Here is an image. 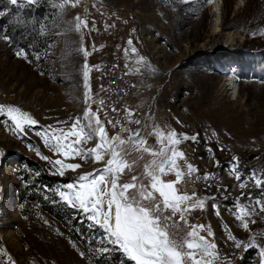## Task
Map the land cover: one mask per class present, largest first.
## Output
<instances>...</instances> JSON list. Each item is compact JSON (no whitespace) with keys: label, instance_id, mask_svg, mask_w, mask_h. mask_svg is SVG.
I'll list each match as a JSON object with an SVG mask.
<instances>
[{"label":"rangeland","instance_id":"obj_1","mask_svg":"<svg viewBox=\"0 0 264 264\" xmlns=\"http://www.w3.org/2000/svg\"><path fill=\"white\" fill-rule=\"evenodd\" d=\"M0 1L8 4L0 6L5 13L0 16V146L7 150L0 157V264H125V259L134 264L118 250L104 253L112 246L102 239L103 229L90 228L82 212L57 196L80 175L104 168L110 155L102 161L65 158L45 145L51 138L44 133H67L86 109L105 122L109 140L115 137L100 106L104 90L95 74L99 60L110 55L120 56L124 70L139 77L138 97L147 114L140 131L144 143L113 141L131 165L119 184L135 176L138 186L149 185L147 173L169 160L174 149L182 152L171 171L165 165L160 179L177 181L178 194L193 197L189 205L204 201L187 212L205 226L198 233L216 250L197 258L202 264H264V13L253 18L251 8L245 9L248 0H47L41 19L40 0L35 5L18 0L16 6ZM33 30L44 50L34 43L25 48L29 36L17 39V33ZM10 107L38 124L25 125L20 133L7 115ZM171 131L180 144L168 142ZM96 142L93 137L82 146ZM57 159L81 168L60 176L50 163ZM129 192L139 199L136 189ZM47 204L65 221L48 212ZM164 215L171 216L170 239L178 244L192 239L189 221L170 210Z\"/></svg>","mask_w":264,"mask_h":264},{"label":"snow or ice","instance_id":"obj_2","mask_svg":"<svg viewBox=\"0 0 264 264\" xmlns=\"http://www.w3.org/2000/svg\"><path fill=\"white\" fill-rule=\"evenodd\" d=\"M9 2L14 6L18 5V0H9ZM24 2L35 5L37 0H24ZM4 14L0 12V16ZM76 27L79 29L81 24L77 23ZM5 39H10V37L5 36ZM21 53L27 59L29 53L24 49L21 50ZM35 59L39 60L40 56L37 55ZM85 69H87V64H85ZM84 80L87 84V70L84 71ZM85 95L87 96V93ZM113 110L115 111V109ZM2 111L3 106H0V112ZM15 112H19V109L10 107L7 115L13 122L14 128L20 133L24 132L25 125L33 127L38 124L26 113L16 115ZM93 117H95L94 120ZM81 119L84 120V123H81ZM107 123H111V121H107ZM136 123L139 124L140 121H136ZM78 128L79 130H77ZM57 131L60 133L59 135H57ZM140 131L137 129L130 138L133 141L139 140ZM37 135H41V133L38 132ZM44 135L51 138L45 139V145L55 152L62 153L65 158L80 157L84 160L92 158L93 161H102L104 155H110L104 168L84 173L76 181L69 182L64 185L63 189L57 190L60 201L82 212L90 222L88 224L90 228L103 229L102 239L112 246L111 248L104 247L102 249L104 253L118 250L134 264H187V262L202 264L201 260L197 258L198 253L210 252L215 249V245L211 244L204 236L199 235L197 229L203 228V225L192 226V231L188 233L192 239H187L184 243L178 244L176 240L169 237L168 228L171 216L164 215L165 211L170 210L173 215L180 212L181 219L184 220V213L190 211L191 207H202L204 204L203 200H199L189 205L187 202L193 200V197L186 193L178 194L175 187L177 181L164 182L160 179L164 174L165 165L171 171L172 166L176 163V157L183 158L182 152L177 153L174 149L169 160L152 168L147 173L150 177L149 185L138 186L135 176L132 177L131 183L119 184V176L123 173L124 168L130 169L131 165L121 158V153L114 146L113 141L119 140V137L109 140L105 122L95 113L90 114V109L85 110L83 118H76L67 133H64L63 129H59L52 133H44ZM73 137L75 139H72ZM93 137L97 140L95 147L85 148L82 146V142L92 140ZM184 138L195 139V137L186 135ZM167 139L173 146L182 142L177 138L175 131L169 132ZM120 143L124 142L120 141ZM42 158L49 160L47 156ZM50 163L56 166L60 176H63L67 169L75 171L81 168L79 163L65 164L60 159L50 161ZM188 168L189 172L195 171L192 165H188ZM176 175L179 180L182 173L177 171ZM108 176H111L110 181L107 179ZM255 183L257 187H260L262 181L256 180ZM130 189L137 190L139 199L136 193L129 192ZM154 193H158L160 199H157ZM256 203L260 205L259 200ZM261 211H264V205H261ZM240 219L243 221V226L248 228L247 220L243 216ZM237 246L239 247V244ZM185 248L187 251L183 250Z\"/></svg>","mask_w":264,"mask_h":264},{"label":"built area","instance_id":"obj_3","mask_svg":"<svg viewBox=\"0 0 264 264\" xmlns=\"http://www.w3.org/2000/svg\"><path fill=\"white\" fill-rule=\"evenodd\" d=\"M95 74L98 84L104 90L101 99L103 103L100 101V106L104 110L106 121H111L108 126L112 135L138 145L141 137L137 141H133L130 137L137 129L142 130L147 118L145 104L138 97L139 77L124 70L122 59L118 55L102 57L95 68ZM136 121L140 123L137 124ZM6 154L7 150L0 146V157L3 158ZM176 214L181 218L180 212ZM184 217L192 226L203 225L198 223L197 217L189 212H185ZM204 228L205 226L198 228L197 231L201 233ZM220 232L222 234V230ZM216 240L219 242L218 237Z\"/></svg>","mask_w":264,"mask_h":264},{"label":"trees","instance_id":"obj_4","mask_svg":"<svg viewBox=\"0 0 264 264\" xmlns=\"http://www.w3.org/2000/svg\"><path fill=\"white\" fill-rule=\"evenodd\" d=\"M47 0H40L39 1V5L37 7V9H39V17L42 19V16H44V13L47 11V9H49V4L46 2ZM262 1L261 0H248L247 1V5H246V8L245 9H249L251 8V11H252V16L253 18H257V15L262 12L264 13V11H262ZM0 6H8V4L6 3V1H0ZM28 13H32L34 14V11L31 10V9H28L27 10ZM261 13V14H262ZM5 21H7L8 23H11V18L9 15L5 16ZM11 30H13L11 27H10ZM14 32V30H13ZM35 32V33H34ZM38 31H34L33 30V33L32 32H27L26 34H21V33H17L19 34L17 36V39L20 40V41H25L26 37L29 36V41H27V44H24V47L27 48V49H30L28 47H30L31 44H37L38 46H41L42 47V50H44L46 47L42 44V41L41 39L39 38V34L37 35ZM47 211L50 212L51 214H53L55 217H57L58 219H60L61 221H65L64 219V216L55 211L54 207H56L54 204H47ZM84 227V226H83ZM82 227V228H83ZM121 256V254L117 253L116 254V257H115V260H117L119 257ZM111 264H116V263H113L111 262ZM125 264H129V261L127 259H125Z\"/></svg>","mask_w":264,"mask_h":264},{"label":"bare ground","instance_id":"obj_5","mask_svg":"<svg viewBox=\"0 0 264 264\" xmlns=\"http://www.w3.org/2000/svg\"><path fill=\"white\" fill-rule=\"evenodd\" d=\"M212 3H213V2H212ZM214 8H215V7H214ZM218 10H219V9H218V7L216 6V11L218 12ZM218 14H219V13H218ZM217 20H218V19H217Z\"/></svg>","mask_w":264,"mask_h":264},{"label":"crops","instance_id":"obj_6","mask_svg":"<svg viewBox=\"0 0 264 264\" xmlns=\"http://www.w3.org/2000/svg\"><path fill=\"white\" fill-rule=\"evenodd\" d=\"M100 61V60H99ZM213 244V243H212ZM216 249V248H215Z\"/></svg>","mask_w":264,"mask_h":264}]
</instances>
